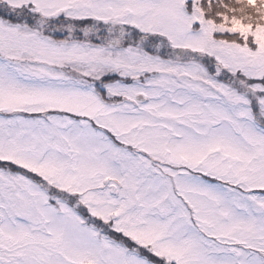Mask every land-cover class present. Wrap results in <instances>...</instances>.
I'll use <instances>...</instances> for the list:
<instances>
[{
	"label": "snow or ice",
	"instance_id": "6c2138e0",
	"mask_svg": "<svg viewBox=\"0 0 264 264\" xmlns=\"http://www.w3.org/2000/svg\"><path fill=\"white\" fill-rule=\"evenodd\" d=\"M0 264H264V0H0Z\"/></svg>",
	"mask_w": 264,
	"mask_h": 264
}]
</instances>
